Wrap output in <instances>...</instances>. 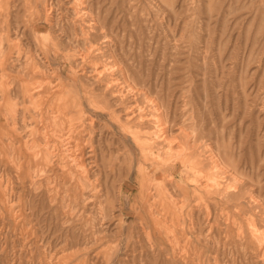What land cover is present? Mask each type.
<instances>
[{"label":"rangeland","instance_id":"rangeland-1","mask_svg":"<svg viewBox=\"0 0 264 264\" xmlns=\"http://www.w3.org/2000/svg\"><path fill=\"white\" fill-rule=\"evenodd\" d=\"M0 264H264V0H0Z\"/></svg>","mask_w":264,"mask_h":264},{"label":"bare ground","instance_id":"bare-ground-1","mask_svg":"<svg viewBox=\"0 0 264 264\" xmlns=\"http://www.w3.org/2000/svg\"><path fill=\"white\" fill-rule=\"evenodd\" d=\"M2 2V1H1ZM7 35V34H6ZM46 36V35H45ZM83 36V35H82ZM45 42V41H44ZM59 48V47H58ZM8 50H10V49H8ZM9 54V53H8ZM115 60V59H114ZM118 63V62H117ZM116 64V63H115ZM104 69V68H103ZM120 69V68H119ZM6 70V69H5ZM101 71V70H100ZM105 71V70H104ZM126 78V77H125ZM127 81V80H126ZM127 85H128V87H129V84L127 83ZM131 85V84H130ZM132 86V85H131ZM130 86V87H131ZM9 88V87H8ZM50 88V87H49ZM134 88V87H133ZM26 89H28V88H26ZM135 91V90H134ZM56 93V92H55ZM57 93H59V92H57ZM132 93V92H131ZM134 93V92H133ZM124 94V93H123ZM36 96H37V94H36ZM46 96V95H45ZM8 97V96H7ZM39 97V96H38ZM44 97V96H43ZM47 97V96H46ZM92 97V96H91ZM6 98V97H5ZM28 98V97H27ZM148 98V97H147ZM7 99V98H6ZM8 101V100H7ZM154 101V100H153ZM157 101V100H156ZM57 102V101H56ZM50 103V102H49ZM154 103H156L155 101H154ZM69 104V103H68ZM67 104V105H68ZM157 104V103H156ZM61 106V105H60ZM61 108V107H60ZM158 108V107H157ZM58 109V108H57ZM143 109V108H142ZM159 109H160V107H159ZM158 109V110H159ZM130 110V109H129ZM67 111V110H66ZM58 112V111H57ZM68 112V111H67ZM160 112V111H159ZM161 113V112H160ZM159 113V114H160ZM58 114H60V112L58 113ZM162 114V113H161ZM57 115V114H56ZM154 115V114H153ZM162 116H163V114H162ZM162 116L160 115V117L162 118ZM28 117V116H27ZM64 117V116H63ZM130 117V116H129ZM154 117V116H153ZM147 118V117H146ZM148 118H150V117H148ZM156 118V117H155ZM158 118L159 117H157V120H158ZM62 120V119H61ZM54 121V120H53ZM63 121V120H62ZM162 121V120H161ZM165 121H164V119H163V124H166V123H164ZM62 123H64V122H62ZM57 125V124H56ZM61 125V124H60ZM65 125V124H64ZM163 128H161L160 130H159V134H158V138H159V140H161V141H167V144L168 145H166V146H168V148L169 149H172V151H173V148H174V145H173V142L175 141V139H173V137L172 136H170L171 138H172V140H174V141H170L171 140V138H169V134L167 133V130L164 128V126H162ZM166 127V126H165ZM168 127V126H167ZM62 128V127H61ZM64 129V128H63ZM168 129V128H167ZM169 130V129H168ZM53 131V130H52ZM62 131H64V130H62ZM67 131V130H66ZM187 132V131H186ZM64 133V132H63ZM62 133V134H63ZM69 133H71L70 131H69ZM68 133V134H69ZM54 135V134H53ZM73 135V134H72ZM64 136V135H63ZM67 136V135H66ZM156 136V135H155ZM69 137V136H68ZM65 138V137H64ZM47 139V138H46ZM70 139V138H69ZM65 140V139H64ZM57 141V140H56ZM61 141V140H60ZM63 141V140H62ZM61 141V142H62ZM66 142V141H65ZM69 142V141H68ZM75 142V141H74ZM176 142V141H175ZM32 144V143H31ZM34 144V143H33ZM67 144V143H66ZM76 144V143H75ZM179 144V143H178ZM39 145V144H38ZM70 146V145H69ZM25 147V146H24ZM30 147H32L31 145H30ZM67 147V146H66ZM185 148V147H184ZM31 149V148H30ZM48 149V148H47ZM73 149V148H72ZM168 149V150H169ZM49 150V149H48ZM68 150V149H67ZM174 150H176L175 148H174ZM184 150V149H183ZM212 150V149H211ZM177 152V151H176ZM177 154H178V152H177ZM179 154H182L181 152L179 153ZM158 155H159V153H158ZM165 156V155H164ZM182 159H184V156H182L181 157ZM216 160V159H215ZM218 160H216V162H217ZM228 172V171H227ZM212 183V182H211ZM214 184V183H213ZM218 186V185H217ZM205 187V186H204ZM209 187V186H208ZM207 188V187H206ZM211 188V187H210ZM256 231V230H255ZM257 234V233H256Z\"/></svg>","mask_w":264,"mask_h":264}]
</instances>
